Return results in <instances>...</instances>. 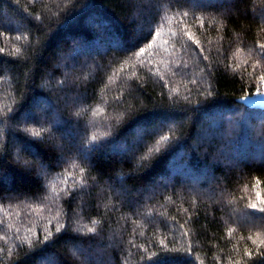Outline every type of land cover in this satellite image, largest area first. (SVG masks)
Masks as SVG:
<instances>
[{"label":"trees","instance_id":"1","mask_svg":"<svg viewBox=\"0 0 264 264\" xmlns=\"http://www.w3.org/2000/svg\"><path fill=\"white\" fill-rule=\"evenodd\" d=\"M261 45L264 0H0V264H264Z\"/></svg>","mask_w":264,"mask_h":264},{"label":"water","instance_id":"2","mask_svg":"<svg viewBox=\"0 0 264 264\" xmlns=\"http://www.w3.org/2000/svg\"><path fill=\"white\" fill-rule=\"evenodd\" d=\"M241 102L243 105L251 109L264 110V91L252 96H246Z\"/></svg>","mask_w":264,"mask_h":264},{"label":"snow or ice","instance_id":"3","mask_svg":"<svg viewBox=\"0 0 264 264\" xmlns=\"http://www.w3.org/2000/svg\"><path fill=\"white\" fill-rule=\"evenodd\" d=\"M261 47H264V45H261ZM262 79H264V77H262ZM164 139H167V137H164ZM158 151V149H156ZM152 149H149V152H151ZM261 211H264V209H262Z\"/></svg>","mask_w":264,"mask_h":264}]
</instances>
